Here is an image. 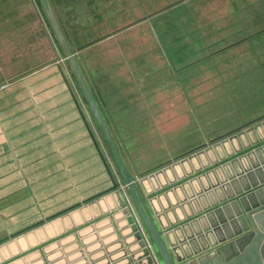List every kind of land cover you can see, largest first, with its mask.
Masks as SVG:
<instances>
[{"label": "crops", "instance_id": "obj_1", "mask_svg": "<svg viewBox=\"0 0 264 264\" xmlns=\"http://www.w3.org/2000/svg\"><path fill=\"white\" fill-rule=\"evenodd\" d=\"M118 29L76 47L63 33L129 170L137 174L190 152L204 141V133L199 128L192 99L183 95L182 85L168 84V78L150 81L151 50L145 48L146 37L128 36ZM49 47L53 56L17 71L0 83V190L1 186L15 185L7 193L18 194L17 186H22L23 174L28 170L36 182L45 175L42 184H62V192L72 184L85 188L79 191L82 196L78 200L74 197L79 206L49 219L56 223L33 227V240L29 243L26 239L1 242L0 264H128L127 245L131 250L136 246L116 209V197L108 191L86 202L85 196L113 184L112 173L111 178L87 121L96 133L98 125L92 122L94 118L84 96V99L73 96L69 70L59 63L62 56H57L51 44ZM172 72L175 73L173 68ZM80 103L84 112L80 111ZM206 131L214 137L211 131ZM208 154L145 182L147 190L156 197L153 204L157 210L183 199L191 190L176 187L174 192L168 187L156 191V188L214 156L211 151ZM41 169L46 173L40 174ZM203 183L208 184L206 180ZM194 187L199 189L198 182ZM9 196L0 195V200ZM102 198H108V208L100 206ZM65 199L70 200V192L62 201ZM175 210L182 218V209ZM8 215L13 214L0 210V234L6 236L15 228L6 222ZM14 215L22 216L21 212ZM174 218L169 211L165 216L161 214L160 219L166 223ZM10 242H14V247L9 246Z\"/></svg>", "mask_w": 264, "mask_h": 264}, {"label": "rangeland", "instance_id": "obj_2", "mask_svg": "<svg viewBox=\"0 0 264 264\" xmlns=\"http://www.w3.org/2000/svg\"><path fill=\"white\" fill-rule=\"evenodd\" d=\"M49 2L75 47L118 28L128 36H145V48L151 50L150 81L168 78L166 83L182 85L183 95L192 99L200 130L217 136L264 114V0ZM41 43L44 47L39 49ZM50 44L57 56H62L59 63L69 70L73 96L83 98L41 0H0V83L17 71L53 56ZM81 104L80 111L84 112ZM87 124L113 178L120 184L122 175L99 126L96 133L89 120ZM94 125L97 126L96 122ZM45 180L44 175L34 181L28 170L23 174L22 186H17L18 194H8L15 185L1 186L0 195L10 196L0 200V210L13 214L6 217V222L15 228L7 236L0 234V243L7 239L14 241L20 235L29 243L33 240L32 228L38 222L56 223L49 220L55 218H49L53 214L44 217L46 214L80 204L79 191L85 186L72 184L62 192V184H42ZM112 185H104L85 197L95 199ZM122 188L126 192L123 185ZM69 192L70 200L62 201ZM15 212H21L22 216L14 215Z\"/></svg>", "mask_w": 264, "mask_h": 264}, {"label": "water", "instance_id": "obj_3", "mask_svg": "<svg viewBox=\"0 0 264 264\" xmlns=\"http://www.w3.org/2000/svg\"><path fill=\"white\" fill-rule=\"evenodd\" d=\"M47 20L68 61L87 106L122 175L111 176L116 209L136 248L127 245L128 264H264V114L204 141L188 153L146 172L132 174L79 68L49 0H41ZM260 129L263 131L260 132ZM246 138V141H244ZM229 146V147H227ZM218 149H221L219 152ZM213 152L206 162L185 170L160 189L191 190L181 200L157 210L145 182L176 165ZM106 166V163L104 161ZM107 167V166H106ZM203 180L208 183L204 185ZM198 182L199 189L194 187ZM122 185L124 186L123 190ZM110 192V191H109ZM187 206V207H186ZM182 209L183 217L176 214ZM174 220L162 223L161 214Z\"/></svg>", "mask_w": 264, "mask_h": 264}, {"label": "trees", "instance_id": "obj_4", "mask_svg": "<svg viewBox=\"0 0 264 264\" xmlns=\"http://www.w3.org/2000/svg\"><path fill=\"white\" fill-rule=\"evenodd\" d=\"M113 188H110V189H108L107 191H105V193L106 192H108V191H111ZM101 195H103V194H100V195H97L96 197H99V196H101ZM91 199H87L86 200V202H88V201H90ZM80 204H76V205H74V206H71V207H68V208H66V209H64V210H61V211H59V212H57V213H55V214H53L52 216H50L49 218H53V217H56V216H58V215H61V214H63V213H65V212H67V211H69V210H71V209H73V208H75V207H77V206H79ZM48 218V219H49ZM42 222H38L36 225H39V224H41ZM23 232V230H21V231H19L18 233H16L15 235H18L19 233H22ZM14 235V236H15Z\"/></svg>", "mask_w": 264, "mask_h": 264}, {"label": "bare ground", "instance_id": "obj_5", "mask_svg": "<svg viewBox=\"0 0 264 264\" xmlns=\"http://www.w3.org/2000/svg\"><path fill=\"white\" fill-rule=\"evenodd\" d=\"M177 166V165H176ZM176 166H175V168H176ZM107 200H108V198H102L101 200H100V206L102 207V208H108V202H107ZM23 236H20V237H18L15 241L17 242V241H22V238ZM19 243H22L23 244V242H19ZM10 245V247H14V242H10L9 243Z\"/></svg>", "mask_w": 264, "mask_h": 264}]
</instances>
